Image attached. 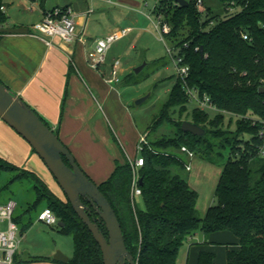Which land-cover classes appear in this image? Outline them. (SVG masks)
Here are the masks:
<instances>
[{"label":"trees","instance_id":"obj_1","mask_svg":"<svg viewBox=\"0 0 264 264\" xmlns=\"http://www.w3.org/2000/svg\"><path fill=\"white\" fill-rule=\"evenodd\" d=\"M187 2V6L179 7L174 0H157L152 10L154 16H161L169 25L165 38L189 72L185 81L176 78L141 144L139 156L143 164L137 175L145 209H138L132 199L133 171L127 161L116 163L97 186L119 221L126 249L135 264H176L179 249L198 231L203 233L205 245L215 233L228 232L236 239L226 252V264H264V158L260 156L264 143L260 135L264 129V92L259 91L260 80H264V0ZM209 2L221 4L224 16L214 15L207 6ZM229 7L239 10L227 12ZM5 21L0 11V24ZM187 88L200 98L208 97L218 110L214 119L198 108L192 111L190 122L205 131L202 138L181 130V116L190 102ZM226 114L237 120L235 133L224 129ZM164 125L172 128L170 135L150 138ZM245 134L248 139H244ZM179 148L212 164L222 161L223 151H228L215 190L216 204L209 207L204 219L196 211V192L172 171L174 167L185 168L184 162L169 152ZM17 179L33 183L34 206L44 203L58 220V233L71 238L73 255L66 264H103L98 245L61 189L65 201L33 174L20 172ZM89 209L90 219L107 237L103 222L90 206ZM14 221L18 225V220ZM29 226L30 222L23 230ZM214 259L212 252L201 249L196 264H214Z\"/></svg>","mask_w":264,"mask_h":264},{"label":"crops","instance_id":"obj_2","mask_svg":"<svg viewBox=\"0 0 264 264\" xmlns=\"http://www.w3.org/2000/svg\"><path fill=\"white\" fill-rule=\"evenodd\" d=\"M143 4L144 0H1L0 3V11L6 18L0 24V83L57 133L81 170L96 184L110 175L116 163L132 164L139 136L118 91L104 81L110 67L107 73L103 67L100 73L93 71L86 63V54L93 50L95 40L120 31L119 26L125 23L139 22L128 14L120 20H109V12L115 11L110 10V5L138 11ZM61 6H70L73 11L76 25L73 42L55 38L47 45L45 39L30 35L32 26L43 19L46 11ZM19 28L27 32L3 31ZM126 28L131 31V27L121 30ZM0 165L14 168L10 171L0 167L14 174L15 180L20 172L35 175L60 198L44 163L1 119ZM193 237L184 243L186 264H196L201 249L214 256L221 254L226 264V252L236 243L230 233L222 232L211 235L209 244L205 245L203 236L202 241L197 240L200 244L192 247Z\"/></svg>","mask_w":264,"mask_h":264},{"label":"rangeland","instance_id":"obj_3","mask_svg":"<svg viewBox=\"0 0 264 264\" xmlns=\"http://www.w3.org/2000/svg\"><path fill=\"white\" fill-rule=\"evenodd\" d=\"M155 5L156 0H144L141 10L138 11L114 5L109 7L110 10H115L109 12V20L112 18L120 20L127 14L132 19H139L137 23L128 22L119 26L120 30L125 27H131V31L123 39L111 45L105 55V64L102 66L105 73H107L114 61H119L117 73L120 82L113 85V87L118 91L121 101L127 108V113L133 122L134 129L139 136L136 142V151L131 160L132 165L140 158L137 152L140 138L144 137L153 118L167 101L170 90L177 78V71L172 60L176 54L173 44L166 38L162 41L153 24L156 22L152 14ZM207 6L211 8L214 15L224 16L221 4L209 2ZM238 10L231 11V13ZM147 16H150V19ZM109 20L106 18L105 22ZM92 25L93 27L96 26L95 24ZM98 35L97 32L96 36ZM167 49L172 52L168 54ZM139 66H143V70L136 75L133 71ZM106 77L107 75L103 78ZM194 97L198 98L199 95L195 93ZM142 99L143 101L137 104ZM195 108V100L190 101L186 105V111L181 116L184 122L191 121L192 111ZM205 112L210 119H214L217 115V112L213 110H206ZM174 118L178 119V111ZM223 126L229 132L235 133L237 130L236 118L229 114L224 115ZM171 133L172 128L164 125L155 133H151L150 138L162 134L170 135ZM248 138V134H245L244 139ZM262 150L264 152V143ZM169 152L174 153L184 162L185 168L174 167L172 171L182 179H185L189 187L196 192V211L198 216L204 219L209 207L216 204L215 190L222 172L221 165L228 158V151H223L222 161L215 164L209 163L199 155L184 151L182 148L170 149ZM137 169L135 168L134 170L136 175ZM13 176L14 174L0 169V203L11 198L18 204L14 214V219L18 220L17 238L19 240L15 254V264H62L53 261V256L59 252L68 259L71 258L73 255L71 238L59 234L57 226H47L39 221V214L45 208L44 203L34 206L36 196L33 184L27 180H15ZM50 176L51 182L56 184L58 188L61 200L65 201L59 186L52 175ZM134 201L138 209H145L141 197L135 196ZM29 222L30 226L23 230V226ZM202 238L203 233L198 231L196 236L193 237L192 242L194 245L192 247L198 246L200 242L197 240L201 239L202 241ZM185 247L186 244H183L179 249L176 264H186L187 254ZM216 247L221 248L222 246L217 245ZM214 261L216 264H224L221 254H217Z\"/></svg>","mask_w":264,"mask_h":264},{"label":"water","instance_id":"obj_4","mask_svg":"<svg viewBox=\"0 0 264 264\" xmlns=\"http://www.w3.org/2000/svg\"><path fill=\"white\" fill-rule=\"evenodd\" d=\"M174 2L179 7H185L188 4L186 0H174ZM3 31L8 33L27 32L20 28ZM200 55H202V48H200ZM142 70L143 66H139L133 72L137 75ZM259 91L264 92V88ZM141 101L143 99L139 100L137 104ZM0 119L25 140L44 163L66 196L73 211L87 227L98 245L103 264H135L134 258L126 249L119 221L107 199L99 191L97 184L81 170L57 134L2 83H0ZM181 130L201 138L205 136V131L191 122H183ZM138 183L141 184L140 179ZM85 203L95 211L103 222L107 237L94 220L90 219V209ZM59 227L62 225L59 224ZM53 261L66 264L68 258L57 252L53 256Z\"/></svg>","mask_w":264,"mask_h":264},{"label":"built area","instance_id":"obj_5","mask_svg":"<svg viewBox=\"0 0 264 264\" xmlns=\"http://www.w3.org/2000/svg\"><path fill=\"white\" fill-rule=\"evenodd\" d=\"M232 8L229 7L227 12H231ZM150 19V16H147ZM156 22L153 23L155 29L160 35V39L163 41L165 35L170 31V27L167 23L163 21L161 16H154ZM129 28L114 32L104 38L97 39L94 41L93 50L86 54V63L87 65L96 72L101 71L102 66L105 64V55L111 45L123 38L128 32ZM30 35L33 37L45 39L47 45H50V40L59 39L63 42L70 43L76 39V25L74 20V14L70 6H61L54 7L49 11L44 13L43 19L32 26ZM244 40H248L246 35H242ZM168 54L172 51L167 49ZM172 58L177 71V77L182 81L188 76L189 68L183 64L181 58L176 57L175 55ZM118 66L119 61H114L111 65L109 75L104 78V81L110 86L118 84L120 79L118 78ZM104 77V76H103ZM264 88V80H260V89ZM187 94L190 97V101L195 100L196 108L201 111L213 110L218 111L215 106H213L208 97L204 96L202 98L194 97L193 90L186 89ZM264 126V121L261 122ZM261 137H264V129L260 133ZM145 136L140 138V142L137 146L138 154L141 150V144L145 140ZM264 152L262 148L260 149V156L263 157ZM143 161L141 158H138L134 165L131 164L133 169V177L131 182V195L134 200L135 196L140 197L141 191L138 188L139 177L134 172L135 168L142 166ZM17 208L16 201L8 199L3 204H0V264H15V254L18 249L19 240L17 238L18 226L14 221V214ZM39 221L44 223L47 226H57L58 220L53 214V212L44 208V210L39 214Z\"/></svg>","mask_w":264,"mask_h":264}]
</instances>
